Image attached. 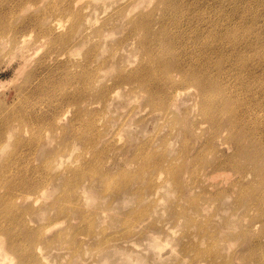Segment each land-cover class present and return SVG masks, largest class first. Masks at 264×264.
I'll use <instances>...</instances> for the list:
<instances>
[{
    "label": "rangeland",
    "instance_id": "1",
    "mask_svg": "<svg viewBox=\"0 0 264 264\" xmlns=\"http://www.w3.org/2000/svg\"><path fill=\"white\" fill-rule=\"evenodd\" d=\"M42 1L5 2L0 264H252L264 0Z\"/></svg>",
    "mask_w": 264,
    "mask_h": 264
},
{
    "label": "bare ground",
    "instance_id": "2",
    "mask_svg": "<svg viewBox=\"0 0 264 264\" xmlns=\"http://www.w3.org/2000/svg\"><path fill=\"white\" fill-rule=\"evenodd\" d=\"M7 0H0V8L5 10L0 12V21L3 24V26L0 25V50H2L6 44L8 45H12L15 46L17 44L23 43L20 40V36L23 35L22 34V29L20 28V26L18 25H13L11 23V20L9 19V14H11V9H9L8 11H6V7H5V2ZM223 1L226 0H222ZM229 1H237V0H229ZM70 2V1H69ZM69 2L67 4H65L64 6L61 5V7L59 6L60 11L57 13L60 22L52 27V23L50 24L51 28H59V27H65V18H67L69 16L72 17L70 18L71 22L73 23V25L78 22L80 19L76 18L75 14L72 15L71 11L69 10L70 6H69ZM43 6L41 7L42 9H46L45 11L50 13V10L52 7H54V3L53 1H45L43 0L41 3ZM40 4V6H41ZM39 5V4H38ZM163 13H170L171 10H163ZM198 13V12H197ZM68 18V19H69ZM202 20H204L205 18H201ZM4 27H7V33L2 32V29H4ZM10 27V28H9ZM146 27H150L148 25H146ZM148 35L151 32V29H146ZM218 31L222 32V35L224 38H228L230 39L233 36V28H229V27H224L223 29H219ZM228 32V34L226 33ZM60 33V32H59ZM225 34V35H224ZM148 35H144L143 37V42L146 43L150 37ZM15 57V56H14ZM201 68L203 70V72L205 74H207V70H206V66L201 65ZM142 73V77H139L138 79H146L149 80L151 83L150 86V90L154 87V84L157 85V78L153 77V78H149L148 76L146 77V74L144 72ZM149 78V79H147ZM205 86L204 82L203 84L201 82H198V88L202 89ZM8 123V122H7ZM6 123V124H7ZM4 121H2V123L0 124V126H4L6 125ZM253 209L255 211H259L260 215H258L257 217H254V222L256 223L257 227H261L262 228V237L261 238H256L254 240V244H253V259H252V264H264V185H262L260 187L259 190L255 191V197L253 198V203H252ZM0 249L1 251H3L5 254H7L5 252L6 250V241L5 238L0 236ZM2 253V254H4ZM7 257V256H5ZM27 258H30V256H27ZM27 258H20V261L18 259V262L21 264H25V263H29ZM33 260H31L30 262H32Z\"/></svg>",
    "mask_w": 264,
    "mask_h": 264
}]
</instances>
